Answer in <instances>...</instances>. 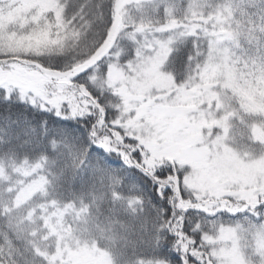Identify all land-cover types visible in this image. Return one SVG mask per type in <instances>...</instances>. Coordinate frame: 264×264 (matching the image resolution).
I'll list each match as a JSON object with an SVG mask.
<instances>
[{"label":"snow or ice","instance_id":"snow-or-ice-1","mask_svg":"<svg viewBox=\"0 0 264 264\" xmlns=\"http://www.w3.org/2000/svg\"><path fill=\"white\" fill-rule=\"evenodd\" d=\"M0 264H264V0H0Z\"/></svg>","mask_w":264,"mask_h":264},{"label":"trees","instance_id":"trees-1","mask_svg":"<svg viewBox=\"0 0 264 264\" xmlns=\"http://www.w3.org/2000/svg\"><path fill=\"white\" fill-rule=\"evenodd\" d=\"M175 60H176V67L179 68L182 66L183 59H184V53H174L173 54ZM47 118L55 120V117L49 116V114H44ZM84 184H81V181L78 179L74 185V190L79 192L81 190L87 191L88 190V178L87 175L84 174ZM126 194H135V193H126ZM109 216V205L107 203L101 204L99 209L93 208L90 216V221L92 223L99 222L101 224L107 223V218ZM124 217H120V220L122 221ZM91 226V224H90Z\"/></svg>","mask_w":264,"mask_h":264},{"label":"rangeland","instance_id":"rangeland-1","mask_svg":"<svg viewBox=\"0 0 264 264\" xmlns=\"http://www.w3.org/2000/svg\"><path fill=\"white\" fill-rule=\"evenodd\" d=\"M88 259H90V257H87V256H86V257H84V260H85V261H86V260H88Z\"/></svg>","mask_w":264,"mask_h":264}]
</instances>
